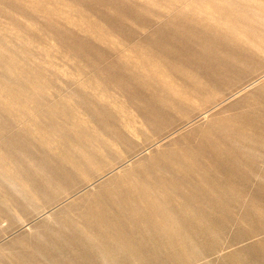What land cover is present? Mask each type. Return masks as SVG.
<instances>
[{"label":"rangeland","instance_id":"rangeland-1","mask_svg":"<svg viewBox=\"0 0 264 264\" xmlns=\"http://www.w3.org/2000/svg\"><path fill=\"white\" fill-rule=\"evenodd\" d=\"M0 264H264V0H0Z\"/></svg>","mask_w":264,"mask_h":264}]
</instances>
